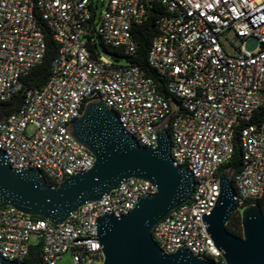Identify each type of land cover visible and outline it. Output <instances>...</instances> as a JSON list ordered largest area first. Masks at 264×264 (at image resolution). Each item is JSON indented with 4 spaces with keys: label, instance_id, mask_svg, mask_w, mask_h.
I'll return each mask as SVG.
<instances>
[{
    "label": "built area",
    "instance_id": "obj_1",
    "mask_svg": "<svg viewBox=\"0 0 264 264\" xmlns=\"http://www.w3.org/2000/svg\"><path fill=\"white\" fill-rule=\"evenodd\" d=\"M158 6L165 15L147 60L178 107L140 68L89 51L99 36L104 45L134 55L133 28ZM39 23L51 31L57 53L46 85L27 90L22 106L0 123V151L10 167L38 170L51 187L92 168L95 157L67 125L93 98L116 113L141 147H156L154 127L169 117L173 165L184 166L195 187L189 201L154 226L152 237L166 255L184 246L199 259L223 264L204 216L216 203L219 171L234 154L236 132L243 161L233 175L237 211L264 195V0H0V104L45 55ZM155 193L151 183L127 179L59 226L2 207L0 260L24 262L35 237L44 264H59L65 254L70 264H102L96 219L127 215Z\"/></svg>",
    "mask_w": 264,
    "mask_h": 264
},
{
    "label": "water",
    "instance_id": "obj_2",
    "mask_svg": "<svg viewBox=\"0 0 264 264\" xmlns=\"http://www.w3.org/2000/svg\"><path fill=\"white\" fill-rule=\"evenodd\" d=\"M7 117L0 105V123ZM170 118L155 127V148L141 147L124 132L116 113L99 98L88 100L81 115L67 125L73 140L95 161L88 171L68 177L51 187L40 171L13 170L0 151V208L13 207L59 226L82 205L97 202L127 179L147 181L156 193L141 198L127 215L105 214L96 219L102 264H216L202 260L180 246L166 255L152 237L154 226L171 210L191 198L195 182L184 166H174L170 156ZM230 166L219 174V192L210 213L204 216L214 246L222 251L223 264H264V215L257 203L240 211L242 236L228 230L237 211ZM0 264H25L0 260Z\"/></svg>",
    "mask_w": 264,
    "mask_h": 264
},
{
    "label": "trees",
    "instance_id": "obj_3",
    "mask_svg": "<svg viewBox=\"0 0 264 264\" xmlns=\"http://www.w3.org/2000/svg\"><path fill=\"white\" fill-rule=\"evenodd\" d=\"M165 15L163 7L158 6L155 10L151 11V14L146 21L137 25L133 28V38L137 42V50L134 55H125L119 50L106 46L101 42L100 37H95L91 44H89V51L94 56L99 53H103L111 58L115 63L120 64V61H124L126 65H132L140 68L147 77L153 80V83L157 86L158 92L165 99H167L170 104L174 107L179 106V101L175 96L170 95L163 86V81L157 75V73L151 69L148 64L147 55L150 49L153 39L158 34V20L160 17ZM42 33L44 36V41L46 45L45 55L42 61L31 69L28 73L21 78V89L14 94L9 101L4 104H0L6 109V114L10 115L16 112L23 104L24 94L29 89H38L46 85L48 80L52 77V62L54 61L57 53V44L52 38L51 31L43 24L39 23ZM169 131V130H168ZM234 154L231 160L223 165L219 171L227 167L232 166L235 171H239L243 166V161L241 157V147L239 144V134L236 132L234 137ZM264 215V195L256 202ZM32 218L37 220H42V217L32 216ZM228 230L235 237L242 236V228L240 221V212L236 211L229 219ZM42 243L39 241L30 246L28 256L25 258V264H44L42 261L41 252Z\"/></svg>",
    "mask_w": 264,
    "mask_h": 264
},
{
    "label": "rangeland",
    "instance_id": "obj_4",
    "mask_svg": "<svg viewBox=\"0 0 264 264\" xmlns=\"http://www.w3.org/2000/svg\"><path fill=\"white\" fill-rule=\"evenodd\" d=\"M102 1V0H100ZM102 10V6L100 5V8H99V11ZM107 58H109L107 55H106ZM111 59V58H110ZM120 64H125L124 61H120ZM31 130V129H29ZM31 243L32 244H35L37 243V239L35 237L31 238ZM71 260H70V255L69 254H65L62 256L61 260L59 261V264H70Z\"/></svg>",
    "mask_w": 264,
    "mask_h": 264
}]
</instances>
